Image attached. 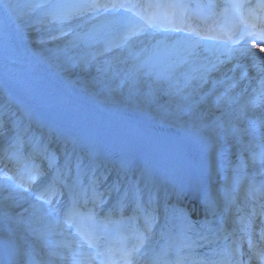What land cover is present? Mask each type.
<instances>
[{"label": "bare ground", "instance_id": "6f19581e", "mask_svg": "<svg viewBox=\"0 0 264 264\" xmlns=\"http://www.w3.org/2000/svg\"><path fill=\"white\" fill-rule=\"evenodd\" d=\"M36 2L47 5L58 0H0V67L8 70L12 66L10 75L20 77L16 84L30 97H44L39 91L44 82H50L63 97L48 94L45 97L52 99L45 104L61 103L67 108L62 114L68 117L80 113L93 116L88 130L98 135L100 142L107 144L112 139V144L118 143L134 153L138 147L130 140L135 139L136 144L153 148L149 157L155 160L162 148L172 151L171 155L176 153L170 141L174 130H196L202 137L220 139L222 149L238 146L242 152L247 137L264 129L260 126L245 135L222 137L264 115V103L255 93L264 79L260 71L264 65L255 52L233 50L221 56L176 37L122 38L126 31L123 22L106 13L96 14L95 18L88 13L73 19L64 25L72 29L67 36L50 40L58 24L47 15V7H28ZM22 36L29 37L26 44L30 52L17 53L12 47L15 41L23 46ZM138 49L143 52L138 53ZM8 53L16 56L11 65ZM34 63L38 64L36 68ZM40 76L43 80L38 84L36 78ZM87 97H91L90 103L85 102ZM143 113L155 121L148 127L155 130L159 143L146 137L147 130L141 126L139 116ZM139 163L140 157L130 160L131 173L140 169ZM260 167L246 162L236 170L260 179L264 177V168L258 172ZM146 174L156 176L155 163L151 162ZM232 178L237 182L239 175L233 174ZM0 228L6 234H18L58 264H75L68 257L71 248L65 242L54 241L66 238L59 211L35 198L31 190L5 178H0Z\"/></svg>", "mask_w": 264, "mask_h": 264}, {"label": "snow or ice", "instance_id": "6c2138e0", "mask_svg": "<svg viewBox=\"0 0 264 264\" xmlns=\"http://www.w3.org/2000/svg\"><path fill=\"white\" fill-rule=\"evenodd\" d=\"M204 4H197V8L205 7ZM31 8H43L47 7L49 9L47 15L51 17L52 21L58 24L57 32L55 35L49 37L50 40H58L62 36H67L69 32L72 31L71 27L65 28L64 25L70 23L73 19H80L83 15L91 13L93 18L96 14H103L105 12H111L116 16L118 21H122L126 29L122 38H131V36L139 35L141 32H147L153 29H161L164 31H181L187 28L189 30V35L195 34L202 40H220L219 36L215 35H202L201 32L194 28L190 23L191 17L185 16V13L192 7L188 3H184L183 0H58L57 3H44L36 2L28 5ZM231 8L244 9L248 8L250 10L260 9L264 10V0L253 6L246 3H232L229 5ZM131 15H126V14ZM264 22V17L261 18ZM255 25H253L254 27ZM226 40H221V44H227L228 42H233V35L230 33H225ZM43 42V41H41ZM238 42V41H235ZM220 47V45H218ZM59 50V49H58ZM233 49L226 48L225 52L231 53ZM236 51H242L237 49ZM264 51V49H262ZM264 64V60L261 61ZM254 67L256 65H253ZM213 68H216V64H212ZM260 71L264 72V68ZM264 82V81H262ZM76 172L79 174L81 171L80 163L75 165ZM73 173L72 162L69 161L67 167V176L71 177ZM106 179V176H105ZM99 183V178L93 176L90 179L91 190L93 193L96 192V188ZM112 188L119 191V181L114 182ZM109 188V194L112 191ZM127 194V193H126ZM138 194V189L133 193ZM88 195L87 190L85 191V196ZM103 197L104 194L100 193ZM38 196V199H42ZM107 197H104L102 202H106ZM51 204V200L45 201ZM89 246H91V241H88ZM250 248H255L256 246L250 241ZM135 251H139L136 249ZM256 255H260L257 253ZM126 264H132L131 253L126 255ZM261 264H264V257L261 258Z\"/></svg>", "mask_w": 264, "mask_h": 264}]
</instances>
